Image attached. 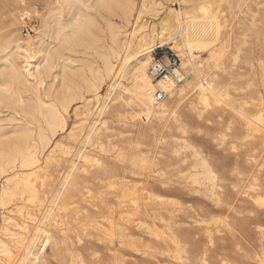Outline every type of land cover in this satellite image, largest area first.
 I'll use <instances>...</instances> for the list:
<instances>
[{
	"label": "rangeland",
	"instance_id": "374dc122",
	"mask_svg": "<svg viewBox=\"0 0 264 264\" xmlns=\"http://www.w3.org/2000/svg\"><path fill=\"white\" fill-rule=\"evenodd\" d=\"M131 1L132 24L124 22L117 4L106 9L110 0H0V50L11 41L15 47L44 37V47L58 62L54 77L40 87V104L23 96L30 116L39 118L41 131L47 130V141L52 140L43 143L38 124L30 126L40 164L24 169L32 188L8 185L7 177L0 175V195L6 186L12 192L6 205L0 204V244L8 250L0 248L1 263L264 264V0ZM180 12L191 17L188 43L194 63L177 52L180 38L162 48L177 55L187 78L164 101L165 113L143 120L132 99L133 63L119 78L107 75L101 45L110 42V26L122 43L136 42L141 34L155 39L164 32L165 39L171 38L176 34L173 18ZM84 17L93 27L94 49H69L65 40L72 37L74 20ZM169 19L166 32L162 29ZM42 56L36 58L41 66ZM116 63L113 60L119 72ZM3 66L0 61V71ZM4 82L0 75V87ZM42 88L49 91L48 98ZM14 91L8 94H14L12 99L7 97L10 106L0 104V123L10 132L18 131L20 116H26L16 105ZM62 102L71 109L59 106ZM56 109L66 121L54 127L59 135L40 116ZM7 137L2 149L13 154L22 135ZM203 166L214 173L212 182Z\"/></svg>",
	"mask_w": 264,
	"mask_h": 264
},
{
	"label": "bare ground",
	"instance_id": "6f19581e",
	"mask_svg": "<svg viewBox=\"0 0 264 264\" xmlns=\"http://www.w3.org/2000/svg\"><path fill=\"white\" fill-rule=\"evenodd\" d=\"M69 2H72V3H76V2H81V0H67ZM145 2V1H144ZM97 3V2H96ZM113 4H117L118 7L121 9L122 11V14H123V20L125 23H131L130 19L132 17V13H133V10H134V5L132 3L131 0H110V2H108L105 7L107 10L111 11L112 9V5ZM88 6V5H87ZM102 6V5H101ZM139 6V4H138ZM74 7V5H73ZM115 7V6H114ZM143 7V6H142ZM71 8H72V5H71ZM144 8V7H143ZM103 9V8H102ZM101 7H100V10H102ZM116 10V9H115ZM76 11V10H75ZM108 11V12H109ZM118 11V9H117ZM143 11V10H142ZM86 12V11H85ZM174 12V10H173ZM172 12V14H174ZM78 13V12H77ZM142 13V12H141ZM171 13V12H170ZM181 13V12H180ZM178 13L176 17L173 18V20L175 21L174 22V25H175V30H176V34L175 36L173 37H169L167 39L164 38V32L160 33L158 36H156V38H150L148 39L149 37L147 35H143L141 34L140 38L138 40H136V42L134 40H131V42H123L121 41V38L118 34V32L114 31L115 27L113 28V26L109 27L108 29L111 28V35H110V42L109 43H106L105 46L101 45V47L103 48V51L106 53L102 54V56H104L103 58H105L104 60V71L107 75H117V77L119 78V76H121V74L123 73V69L126 68V66H128V64L130 62L133 63V67L130 71V74H131V79L133 81V84H132V99L134 100V103L137 105V107L140 109V112H141V116L143 118V120H147L150 118V116L153 114V116L155 115H159V111L163 112L164 109L162 108H166L165 105H164V101L160 102V103H153L152 101V96L153 94L155 93L156 89L157 88H160L162 90H165L168 94H173L174 91H176V88H178L179 85H177L176 83H173V82H167V83H164V82H158V83H155L151 80V78L149 77L148 75V65H149V60L151 59L150 56H148L150 54V52H152V50L155 48V47H160V48H164L166 47L167 45H170L172 44V42L176 41V39L180 38V42H181V45H178L179 42L176 44L177 46V52L180 54V56L182 58H184L185 56L189 57L190 58V61L192 63H194L193 61V54L192 52L190 51L189 49V43L188 41L190 40V27H191V17H188L187 15H183L182 13L180 14ZM117 14V13H116ZM80 16V14H78ZM87 15V14H86ZM77 16V17H79ZM134 16V15H133ZM138 16V15H137ZM122 19V18H121ZM53 20V19H52ZM51 20V21H52ZM97 20V19H96ZM132 20V19H131ZM140 20V19H138ZM165 20V19H164ZM75 21V24H73L72 26V37H67L65 40V45L67 44L68 48L69 49H72V50H75L76 48L75 47H80V46H83L85 45V49L87 50H90V49H94V45L96 44V37L94 35V32H93V27H91V22L89 21L88 18L84 17V19H79L77 18ZM111 21V19H110ZM137 21V20H136ZM55 22H58L59 21H55ZM72 22V21H71ZM104 22V21H103ZM108 22V21H107ZM106 22V23H107ZM122 22V21H121ZM51 23V22H50ZM171 20L169 19L168 21H166V26L162 29V30H165L166 32L170 30L171 28ZM93 24V23H92ZM107 24H110L109 22ZM113 24V23H112ZM123 24V22H122ZM129 24V25H130ZM165 24V23H164ZM60 25V28L63 29V27ZM97 25V24H96ZM137 25V24H136ZM139 25V24H138ZM53 27V24L51 25ZM56 26V24H55ZM68 26V25H67ZM98 26V25H97ZM109 26V25H108ZM115 26V25H114ZM134 26V25H133ZM146 26V25H145ZM59 26H57L58 28ZM126 27V26H125ZM163 27V26H162ZM71 28V27H70ZM146 27H144L145 29ZM156 28V27H155ZM141 29V28H140ZM58 30V29H57ZM71 30V31H72ZM152 30V29H151ZM154 30V29H153ZM156 30V29H155ZM139 31V30H138ZM141 31V30H140ZM50 32H52L51 28L50 27H47V30H46V33L45 34H49ZM57 32V36L59 35V31H56ZM137 32V31H136ZM44 33V32H43ZM55 33V32H54ZM102 33V32H101ZM14 34V33H13ZM146 34V33H145ZM157 34V33H156ZM170 34V33H169ZM174 34V33H173ZM98 35V34H97ZM96 35V36H97ZM129 35V34H128ZM134 35V33H133ZM70 36V34H69ZM124 36V35H123ZM51 37V36H50ZM56 37V36H55ZM101 37V36H100ZM128 37V36H127ZM151 37V36H150ZM137 38V37H136ZM59 40V37L57 38ZM124 40V39H123ZM12 42L14 41H11V42H8L1 50H0V61L4 63V66L1 67V71H0V75L3 77V80L5 81L4 82V87L2 85V87H0V104L3 105L4 102H6V107L10 106L9 104L7 105V101L8 103L10 102L9 101V98L7 97H10V96H14L13 95H10L8 96V94H10L9 92H13V90H15L14 92L16 93V96L17 98L19 99V104H16V105H19L20 108H21V111L22 113H25L26 116H20V120H18V126L16 129H19L18 131L17 130H13V131H7V129L5 128L6 126H3L2 123H0V175L1 176H5L7 177V183L8 185H11L12 183L14 184V186H19L21 184H23L26 187L29 186V183L31 182L30 179H28L27 175L25 174L24 172V169L27 170V168H30V167H34V165H37L38 164V159L36 158L35 156V151L36 149H38V145L37 143L34 141L35 137L34 135L32 136L33 132L32 129L30 128V126L32 124H35L37 123L38 124V128L40 129V131L42 130V128L44 126H41V122L39 120L38 117L36 116H30V112L26 109L27 106H25V103H28V102H25L23 101V96L25 94L27 95H30V97L33 99H36L35 101H38V104H40V102H42V92L40 90V87L44 85L45 81H47L48 78H53L54 75H53V70L54 68H56V62L55 59L52 57L54 53H52L51 51H47L46 48L44 47L45 46V41H44V37H40L38 39V42H35V43H23V47L22 44L20 43H16L15 47H12ZM19 42V41H18ZM176 43V42H175ZM98 44V43H97ZM175 45V44H174ZM30 47H32V49H28ZM97 46V45H96ZM173 46V45H172ZM28 47V48H27ZM84 47V46H83ZM25 48V49H24ZM98 48V47H97ZM172 48V47H171ZM174 48V47H173ZM96 49V47H95ZM175 49V48H174ZM173 49V50H174ZM53 51V50H52ZM62 51V50H61ZM96 51V50H95ZM101 51V50H100ZM176 52V51H175ZM44 55L43 57V65L41 66V64H36V58L38 55ZM2 55V56H1ZM147 56V57H145ZM57 57V56H56ZM99 57V56H98ZM60 59V58H59ZM58 59V60H59ZM89 59V58H88ZM113 60H115L117 63H119L121 65V69H119L117 72L115 69L117 68L116 65L114 66L113 64ZM99 61V60H98ZM189 62V61H188ZM186 62V63H188ZM116 63V64H117ZM183 64V63H182ZM100 65V64H99ZM185 65V63H184ZM34 66V67H33ZM40 66V67H39ZM101 66V65H100ZM194 66V65H193ZM31 67H33L31 69ZM98 66H96L97 68ZM94 68V67H93ZM92 68V69H93ZM99 68V67H98ZM97 68V69H98ZM100 69V68H99ZM197 69V68H196ZM97 71V70H96ZM122 71V72H121ZM67 72V71H66ZM83 72V70H82ZM95 72V71H94ZM93 72V73H94ZM99 73V71H98ZM97 74V72H96ZM67 75V73L65 74ZM94 75V74H93ZM100 75V74H99ZM97 76L96 79L100 76ZM123 75V74H122ZM53 76V77H52ZM67 77V76H66ZM69 77V76H68ZM109 77V76H108ZM111 77V76H110ZM33 79L34 81H31V79ZM101 78V77H100ZM98 78V79H100ZM104 77H102V80H103ZM116 78V77H115ZM68 79V78H67ZM71 78H69V81H70ZM121 79V78H120ZM130 79V81H131ZM74 80V79H73ZM91 80V79H90ZM94 80V79H93ZM101 81V80H100ZM74 82V81H73ZM93 82H96V81H93ZM113 82V80H112ZM123 82V81H122ZM48 83V82H47ZM46 84V83H45ZM93 84V83H92ZM98 84V83H97ZM97 84H96V88H97ZM101 84V82H100ZM128 84V83H127ZM130 84V83H129ZM49 85V83L47 84ZM46 85V87H47ZM102 85H103V82H102ZM45 86V85H44ZM52 86V89H53V85ZM86 86V85H85ZM93 86V85H92ZM124 86V85H123ZM81 87V86H80ZM94 87V86H93ZM122 87V86H121ZM48 88L50 89V85L48 86ZM63 88V87H62ZM79 88V87H78ZM86 88V87H85ZM43 89V88H42ZM80 89V88H79ZM87 89V88H86ZM92 89H95L92 88ZM101 89V88H100ZM121 89V88H120ZM68 90V89H67ZM89 90V89H88ZM96 90V89H95ZM94 90V91H95ZM99 90V88H98ZM96 90V91H98ZM123 90V89H122ZM126 90V89H125ZM43 93L45 94V96L47 97L49 91L46 89L44 90L43 89ZM53 91V90H52ZM65 91V90H64ZM86 91V90H85ZM93 91V90H92ZM130 91V90H129ZM183 91V90H182ZM51 92V91H50ZM58 92V91H57ZM81 93V91H79ZM89 91H87L88 93ZM91 92V91H90ZM86 93V94H87ZM99 93V92H98ZM43 94V95H44ZM55 94V93H54ZM60 94V93H59ZM84 94V93H83ZM26 95V96H27ZM79 95V94H78ZM96 95V94H95ZM175 95V94H174ZM53 96V95H52ZM51 96V97H52ZM56 96V95H54ZM81 96H82V93H81ZM84 96V95H83ZM80 97L81 98V101H82V98L84 97ZM87 96V95H86ZM50 97V96H49ZM65 97V96H64ZM172 97V96H171ZM11 98V97H10ZM48 98V97H47ZM74 98V97H73ZM77 98V94L75 95V98H74V101L75 99ZM120 98V97H119ZM118 99V101H120V99ZM12 99V98H11ZM10 99V100H11ZM13 99H15L13 97ZM17 99V100H18ZM46 99V98H44ZM43 99V100H44ZM78 99V98H77ZM76 99V101H77ZM93 99V98H92ZM91 99V101H92ZM16 100V101H17ZM54 100V99H53ZM61 100V99H60ZM58 100L60 103L61 101ZM69 100V99H68ZM122 100V99H121ZM15 101V103H16ZM64 101V100H63ZM75 101V102H76ZM78 101H80L78 99ZM88 101L89 99L86 101V103L88 104ZM12 102V101H11ZM58 102V103H59ZM90 102V101H89ZM99 102V101H98ZM117 103V100L114 101ZM125 102V101H124ZM3 103V104H2ZM36 103V102H35ZM47 103V102H46ZM51 103V102H50ZM59 103V104H60ZM69 104V101L67 102ZM65 102H62L61 105L59 106H64L65 104H67ZM74 103V102H73ZM77 103V102H76ZM80 103V102H79ZM112 103V102H111ZM11 105L14 104L13 103H10ZM33 104V103H32ZM45 104V103H44ZM49 104V103H48ZM55 106L54 103H51ZM64 104V105H63ZM67 104V109H71L70 108V105L68 106ZM16 105H13L14 109H17L16 108ZM27 105V104H26ZM51 105V106H53ZM58 105V104H57ZM56 105V106H57ZM72 105V104H71ZM33 106V105H32ZM38 106V105H37ZM66 106V105H65ZM82 106V105H81ZM36 107V106H35ZM39 107H43V106H39ZM38 107V109H39ZM69 107V108H68ZM77 107V106H76ZM91 107V106H90ZM103 107V106H102ZM128 107V106H127ZM10 108V107H9ZM8 108V109H9ZM19 108V107H18ZM78 108V107H77ZM157 108V109H156ZM161 108V109H160ZM13 109V110H14ZM34 109H37V108H34ZM66 109V108H65ZM101 109V108H100ZM160 109V110H159ZM38 111V110H37ZM36 111V112H37ZM40 111V110H39ZM42 111V110H41ZM68 111V110H67ZM75 111H76V108H75ZM78 111V110H77ZM16 114H19L18 110H15ZM47 112V111H46ZM74 112V111H73ZM40 113V112H39ZM155 113V114H154ZM165 113V112H163ZM167 113V112H166ZM42 114V112H41ZM21 115V114H20ZM87 114H85L86 116ZM138 115V114H137ZM140 115V114H139ZM43 119H44V122L45 124H47L50 129H54V127H59L58 125H61L64 123V120L65 118L60 114V111L58 112V110L56 109L55 110H48V112L46 114H42L40 115ZM84 116V117H85ZM90 116V115H89ZM92 116V115H91ZM119 116V115H118ZM120 116H122L120 114ZM124 116V115H123ZM127 116V114L125 115ZM165 116V115H164ZM76 117V116H75ZM78 117V116H77ZM14 122L16 121L17 122V119L16 116H11L10 117ZM83 118V116H82ZM139 118V117H137ZM153 118V117H152ZM68 119V118H67ZM3 120V119H1ZM9 120V119H7ZM125 120V119H124ZM132 120V119H131ZM11 121V120H9ZM83 121V120H82ZM85 122H87L86 120H84ZM83 121V123L85 124V122ZM133 121V120H132ZM200 121V120H199ZM204 121V120H203ZM2 122V121H0ZM4 122V121H3ZM12 122V121H11ZM103 122V121H102ZM105 122V121H104ZM143 122V121H142ZM43 123V122H42ZM66 123V121H65ZM64 123V124H65ZM107 123V122H106ZM147 123V122H146ZM186 123V122H185ZM81 124V122H80ZM105 124V123H104ZM12 125V124H11ZM57 125V126H56ZM83 125V124H82ZM94 125V124H93ZM103 125V124H102ZM8 126V125H7ZM66 126V125H65ZM106 126V125H105ZM48 127V128H49ZM190 127V126H189ZM21 128H25V129H21ZM37 128V126L35 127ZM47 128V127H46ZM61 128V127H60ZM66 128V127H65ZM91 128V127H90ZM21 129V130H20ZM34 129V128H33ZM45 129V128H44ZM59 129V128H58ZM82 129V128H81ZM185 129V128H184ZM194 129V128H193ZM54 130H57V129H54ZM62 130V128H61ZM65 130V129H64ZM71 130V129H70ZM76 130V129H75ZM195 130V129H194ZM45 131L47 130H44L43 132L41 131L40 135L42 140H43V143H46V142H51L52 140L50 141H47V137L46 134L44 133ZM59 131V130H57ZM182 131V130H181ZM36 131H34L35 133ZM73 132V131H70V133ZM11 134H16V133H19V135L22 137L19 138V140L13 145H18L16 146L15 148H13V146H11L13 149H15L14 153L13 154H8L7 152L5 153L4 150L2 148H4L5 146V141L4 140L8 135ZM37 133V137H40L38 136L39 133ZM58 132H55L53 131V134H55ZM61 133V132H60ZM96 133V132H95ZM192 133V131H191ZM52 134V133H51ZM79 134V133H78ZM49 135V133H48ZM59 135V134H58ZM13 136V135H12ZM15 136V135H14ZM54 136V135H53ZM52 136V138H53ZM77 136V135H76ZM88 136V135H87ZM94 136V134H93ZM34 137V139H33ZM50 137V136H49ZM55 138L57 137V135L54 136ZM74 138V136H71ZM8 138V137H7ZM12 138V137H11ZM15 138V137H14ZM90 138V136H89ZM185 138V136H184ZM87 139V137L85 138ZM155 139V137H154ZM181 139V138H180ZM187 139V138H186ZM39 140V139H38ZM79 140V139H78ZM84 140V139H83ZM185 140V139H184ZM190 140V139H189ZM12 141V140H10ZM37 141V140H36ZM41 141V140H39ZM180 141V140H179ZM91 142V141H90ZM100 142V141H99ZM186 142V141H185ZM189 142V141H188ZM191 142V141H190ZM189 142V143H190ZM12 143V142H11ZM14 143V141H13ZM39 143V142H38ZM49 143H48V146L47 147H50L49 146ZM10 144V143H9ZM58 144V143H56ZM184 144V143H183ZM186 144V143H185ZM103 145V144H102ZM188 145V144H187ZM44 146V145H43ZM62 146V145H60ZM140 146V145H139ZM40 147V146H39ZM57 147V146H56ZM69 147V146H67ZM101 147V145H100ZM187 147V146H186ZM8 148V147H7ZM5 148V150L7 149ZM54 148V147H53ZM58 148V147H57ZM70 148V147H69ZM68 148V149H69ZM11 149V150H13ZM40 149V148H39ZM42 149L43 147L41 148V152H42ZM46 149V148H45ZM59 149V148H58ZM57 149V150H58ZM193 149V148H191ZM195 149V148H194ZM44 150V149H43ZM48 150V149H47ZM56 150V148L53 149V151ZM62 150V149H61ZM102 150V149H101ZM164 150V149H163ZM189 150V149H188ZM8 151V150H6ZM10 151V149H9ZM70 151V150H69ZM199 151V150H198ZM56 152V151H55ZM61 152V151H60ZM82 152V151H81ZM52 154V153H51ZM145 154V153H144ZM196 154V152H195ZM81 155V154H80ZM199 155V154H198ZM39 156V155H38ZM55 156V155H54ZM43 157V156H42ZM41 157V159H42ZM48 157V156H47ZM49 158V157H48ZM53 158V157H52ZM208 158V157H207ZM40 159V160H41ZM55 159V158H54ZM59 159V158H58ZM97 159V158H96ZM209 159V158H208ZM214 159V158H213ZM53 160V159H52ZM51 160V161H52ZM90 160V159H89ZM88 159L86 161H89ZM49 161V159H48ZM85 161V162H86ZM91 161V160H90ZM93 161V159H92ZM184 161V160H183ZM186 161V160H185ZM184 161V162H185ZM189 161V160H188ZM213 161V160H211ZM196 162V161H195ZM45 163V161H44ZM49 163V162H48ZM17 164L19 165V167H17ZM200 164V163H199ZM204 164V163H202ZM40 165V164H38ZM37 165V166H38ZM43 165V164H42ZM88 165V164H87ZM207 166V164H205ZM46 166V165H44ZM206 166H203L205 167L204 168V171H203V174L205 175L206 179L209 180L210 182H212L214 180V177H213V174L212 171L206 167ZM43 167V166H42ZM75 167V166H74ZM197 167V166H196ZM218 167L219 166H216V170H218ZM15 168H20V171H22V173L19 171V172H14V169ZM37 168V167H36ZM35 168V170H36ZM198 168V167H197ZM221 168V167H220ZM18 169H15V170H18ZM38 169V168H37ZM72 169V168H70ZM145 169V168H144ZM25 170V171H26ZM42 170V169H41ZM223 170V169H222ZM40 171V170H39ZM73 171V170H72ZM196 171V170H195ZM32 172V171H31ZM30 173L29 176L32 177V175L36 174V173ZM144 172V171H143ZM162 172V171H161ZM189 172V171H188ZM11 173L12 176L10 175ZM199 173V172H198ZM225 173V172H224ZM228 173V172H226ZM10 175V176H9ZM37 175V174H36ZM35 175V178L38 176ZM178 175V174H177ZM193 175H195L193 173ZM226 175V174H225ZM230 175V174H228ZM182 176V174L180 175ZM198 176V174H197ZM197 176L195 175V177L197 178ZM194 177V176H193ZM191 177V178H193ZM194 177V178H195ZM193 178V179H194ZM190 179V177H189ZM260 179V178H259ZM33 180V179H32ZM39 180V179H38ZM217 180V178H216ZM215 180V182H216ZM6 181V180H5ZM196 182L197 184V181H194ZM199 182V181H198ZM208 183V182H207ZM214 183V182H213ZM215 184L214 183V188H215ZM7 185V184H6ZM195 185V183H194ZM13 186V185H12ZM253 186V185H252ZM23 187V186H22ZM31 187V185L29 186V188ZM65 187V186H64ZM196 187V186H195ZM32 188V187H31ZM218 188V187H217ZM11 188H7L6 186V189H2V192H1V195H0V204L3 206L6 205L7 203V200L8 198L11 199L10 196H12V192L10 191ZM17 189V188H16ZM28 189V188H27ZM248 189V188H247ZM20 190V188H19ZM141 190V189H140ZM31 191H33V189H31ZM37 191V190H36ZM139 191V190H137ZM210 191V190H209ZM208 191V193H209ZM215 191V189L213 190ZM55 192V191H54ZM59 192V191H58ZM129 192V191H128ZM133 192V191H132ZM25 193V192H24ZM26 194H27V191H26ZM30 194V192H29ZM31 194H33V192H31ZM218 194V193H217ZM34 195V194H33ZM37 196V194H36ZM60 196V195H59ZM35 197V196H34ZM57 197V196H56ZM158 197V196H157ZM156 197V198H157ZM59 198V197H58ZM62 198V197H61ZM28 199V198H27ZM35 199V198H33ZM54 199V198H53ZM56 200V199H55ZM259 203L261 202V200H258ZM41 202V201H40ZM263 202V200H262ZM54 204V203H53ZM56 205V204H55ZM6 208V207H5ZM53 211V210H52ZM50 215V214H49ZM30 218V217H29ZM6 231V230H5ZM37 232V231H36ZM42 234L44 233V230H41L40 231ZM40 234V235H42ZM159 234V233H158ZM157 237V236H156ZM26 239V238H25ZM23 240V239H22ZM173 241V240H172ZM33 242V240H31V243ZM38 242V241H37ZM20 243H23V241ZM27 243V242H26ZM47 243L48 241L46 240V245H43V250H45V248L47 247ZM0 248L3 249V252H7V246L6 244L3 242H1L0 244ZM36 245V244H35ZM26 249V247H25ZM27 249H29L27 247ZM34 250V249H33ZM2 251V250H1ZM28 252V251H26ZM29 254L31 255L32 253L29 252ZM26 257V256H25ZM1 259V258H0ZM10 261V260H9ZM19 263V262H18ZM0 264L1 263V260H0Z\"/></svg>",
	"mask_w": 264,
	"mask_h": 264
},
{
	"label": "built area",
	"instance_id": "2783aa9c",
	"mask_svg": "<svg viewBox=\"0 0 264 264\" xmlns=\"http://www.w3.org/2000/svg\"><path fill=\"white\" fill-rule=\"evenodd\" d=\"M159 51L161 52L159 53ZM150 54L152 61L148 68V75L153 82H173L180 85L186 80L187 75L183 71L177 55L163 51L160 47H155ZM168 96L169 94L165 90L158 88L152 96V101L160 103Z\"/></svg>",
	"mask_w": 264,
	"mask_h": 264
}]
</instances>
